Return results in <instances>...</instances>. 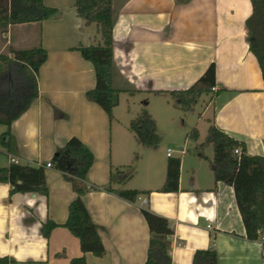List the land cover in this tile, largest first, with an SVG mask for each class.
<instances>
[{
  "label": "crops",
  "instance_id": "0c3cea01",
  "mask_svg": "<svg viewBox=\"0 0 264 264\" xmlns=\"http://www.w3.org/2000/svg\"><path fill=\"white\" fill-rule=\"evenodd\" d=\"M74 2L43 0L58 10L55 16L11 25L0 34V54L10 47L39 46L47 53L38 69V96L12 121L9 147L0 143V168L7 167L11 157L17 163L42 165L70 137L79 138L94 156L84 180L91 188L82 200L104 253L101 257L83 253L78 239L60 226L76 194L61 172L45 168L47 196L14 193L9 199L10 185L0 182V257L12 259L11 264H69L82 255L86 264H143L149 230L141 209L148 208L173 227L171 264H193L197 250H214L217 264H264V242L261 237H245L232 186L214 182L209 163L213 150L211 155L204 149L188 156L184 176L187 158L181 149L176 156L180 159L176 192L158 191L172 154L164 163L146 167L142 185H129L132 173L126 170L133 159L127 154L134 134L117 129L113 110L110 120L86 97L95 85L94 69L75 48L101 40L96 25H87L77 15ZM112 10L114 89L171 98V91L189 88L213 63L215 89L203 100L194 142L200 146L213 125L243 142L248 155L264 157V82L249 50L245 24L252 11L250 0H112ZM201 120L206 127L199 141ZM5 130L0 124V136ZM116 168L123 178L130 177L110 184V172ZM108 186L145 193L129 201L106 190ZM139 198H146V205ZM47 220L59 226L45 238L41 226Z\"/></svg>",
  "mask_w": 264,
  "mask_h": 264
},
{
  "label": "trees",
  "instance_id": "16d2710c",
  "mask_svg": "<svg viewBox=\"0 0 264 264\" xmlns=\"http://www.w3.org/2000/svg\"><path fill=\"white\" fill-rule=\"evenodd\" d=\"M184 1V0H183ZM252 11L245 24L250 35L249 50L256 58L264 82V0H250ZM77 15L87 25L95 24L100 42L96 45L75 48L81 56L90 61L95 75V85L86 91L88 100L98 104L112 118V110L117 104L118 90L112 86L114 73L113 39L114 15L112 0H75ZM56 8L44 5L43 0H0V34L9 26L21 23L41 22L57 14ZM46 50L42 47L30 49L8 48L0 54V124L6 130L0 136V143L8 148L10 144V125L38 96L37 74L40 65L46 60ZM215 85V66L211 63L198 80L189 88L171 91L174 105L184 110L192 109L202 94H209ZM153 119L144 114L130 121L129 130L134 133L136 142L142 148L156 147L159 135L155 132ZM189 137L195 139L194 128ZM212 146L213 156L209 160L214 182H224L232 186L236 205L239 210L248 240H256L264 234V157L246 153L245 145L215 126L208 128L207 137L200 144L203 151ZM240 148V154L234 149ZM205 158L203 154H200ZM94 156L79 138L70 137L49 160L51 168L62 173L65 181L71 184L75 198L69 203L67 218L63 226L74 235L83 253L90 252L96 257L104 253V246L83 203L82 197L91 188L84 183L93 164ZM180 159L170 157L167 160L165 180L158 191L176 192L178 190ZM122 171L110 172L109 183H123L130 177L121 176ZM0 182L10 185L9 199L14 193H36L48 195L45 167L11 162L0 168ZM119 197L135 201L145 193L137 189L105 188ZM141 213L149 230L146 259L143 264H171L170 236L174 230L169 220L142 208ZM59 226L47 220L41 226L42 235L47 238L53 228ZM264 242V241H263ZM12 259L0 257V264H11ZM217 264L214 250H197L193 264ZM69 264H86L84 256L70 260Z\"/></svg>",
  "mask_w": 264,
  "mask_h": 264
},
{
  "label": "rangeland",
  "instance_id": "374dc122",
  "mask_svg": "<svg viewBox=\"0 0 264 264\" xmlns=\"http://www.w3.org/2000/svg\"><path fill=\"white\" fill-rule=\"evenodd\" d=\"M207 95L202 94L196 104L192 106V109L184 110L175 106L174 100L170 97H160L130 88L118 90L116 95L117 104L113 109L117 120V123L114 124H116L117 129L129 130L128 126L131 120L148 114L152 117L155 132L159 135L157 146L150 148L139 146L134 136L135 141L133 139L132 147L127 154L128 159H133L132 162H127L130 167H128L129 169L126 172L130 170L132 173L128 181L129 185H142L148 174L146 167H151L153 163L156 166L159 162L163 161L164 163L168 148L172 150L171 154L173 157L180 155L181 149L186 153L187 159L184 164V176H186L190 165L188 156L201 151L199 142H194L193 138L189 137L188 134L196 127L199 114L203 110V100H208L209 98ZM127 119L130 120L127 122ZM199 126L201 131L199 141H201L205 135V121L201 120ZM130 136L133 138L132 134ZM204 151L211 155L212 146L210 145L207 150L205 148Z\"/></svg>",
  "mask_w": 264,
  "mask_h": 264
},
{
  "label": "built area",
  "instance_id": "2783aa9c",
  "mask_svg": "<svg viewBox=\"0 0 264 264\" xmlns=\"http://www.w3.org/2000/svg\"><path fill=\"white\" fill-rule=\"evenodd\" d=\"M215 88L214 87H212V90H214ZM171 152H172V150L170 149V148H168L167 150H166V155L167 156H170L171 155ZM234 153L235 154H240V148H236V149H234ZM10 162H13V163H17V160L15 159V158H10ZM43 166L45 167V168H51V166H52V164H51V162L50 161H46L44 164H43ZM140 200H141V202H142V204L143 205H146V203H147V200H146V198H139ZM207 219V218H206ZM206 228L207 229H211V225L209 224V223H207L206 224ZM261 239H262V241H264V236H261Z\"/></svg>",
  "mask_w": 264,
  "mask_h": 264
}]
</instances>
